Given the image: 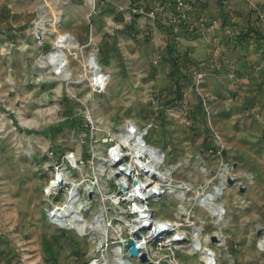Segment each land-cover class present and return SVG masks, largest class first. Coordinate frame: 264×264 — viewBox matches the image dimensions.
Segmentation results:
<instances>
[{"label": "rangeland", "instance_id": "374dc122", "mask_svg": "<svg viewBox=\"0 0 264 264\" xmlns=\"http://www.w3.org/2000/svg\"><path fill=\"white\" fill-rule=\"evenodd\" d=\"M190 1L191 12L215 1L221 16L243 23L231 31L235 44L264 40V0ZM133 4L155 10L162 31L193 32L191 12L187 29L166 0H0V264H88L93 257L114 264V246L131 264L146 263L120 243L133 216L118 214L126 204H114L118 185L105 162L126 122L146 132L172 180L170 190L148 200L149 209L186 237L173 246L155 242L154 257L199 264V251H186L197 241L218 264H264V96L244 94L230 71H181L186 59L156 53L149 25L137 23L148 15L125 10ZM61 33L76 44L63 49L69 80L42 63ZM96 66L103 85L92 78ZM63 168L79 183L82 203L88 200L85 235L52 223L64 196L51 197L45 187ZM219 183L218 216L198 199ZM66 186L62 193L71 190Z\"/></svg>", "mask_w": 264, "mask_h": 264}, {"label": "bare ground", "instance_id": "6f19581e", "mask_svg": "<svg viewBox=\"0 0 264 264\" xmlns=\"http://www.w3.org/2000/svg\"><path fill=\"white\" fill-rule=\"evenodd\" d=\"M39 28L41 32L38 31ZM35 31H36V34L39 35V38H41L42 33L45 31V29L40 23V21L37 23ZM69 42H70V39H61V37L54 39L53 50L49 52L46 55L45 59H43L42 61L43 64H46L48 61L49 63H52L54 70L58 72V74L63 72L62 79H66V80L70 79L71 74L69 70H66V71L64 70L66 59H65L64 54L61 51H62L63 46L69 45ZM73 44H72V47L73 48L76 47V44L74 42ZM92 73H93L92 78L96 79L100 85L105 84L104 80H106V76L99 70L98 66H96L93 69ZM60 76H62V74H60ZM132 126L135 127L134 131H131ZM145 135H146V132L144 130L142 131L139 127L135 126L134 124L130 122H126V124L123 125L121 129H119V132L117 134L118 142L121 143L119 145H123V147L125 148V153L119 152L118 148H120L121 146L117 147L114 145L111 148L108 147L109 148L107 151L108 157L105 162L107 164L109 162L111 173L113 174L119 173L118 177H116L115 175L114 176H115L116 184L118 185V189L120 191L122 190L121 196H124L128 198L129 200L133 198V200L136 202V205L139 207V209L137 210V212H139V215H134V217L136 219H138L139 217H142V218L138 220L139 222H135L136 220L134 219V222L130 224L127 223V227L129 228L131 233L137 234V237L139 238V239H136V244L139 246L138 250L141 251L144 249L145 251H148L149 253L150 251H152L151 250L152 244L151 245L149 244V242L151 241L148 240V238L151 239V237L154 236L155 234L157 235L160 234L158 233L159 231H161V235H162V237L160 238L165 240L167 243H174V242L179 241V239L177 238L179 237V234L175 232L174 231L175 228H171L172 226H169L170 224L163 218L154 216L151 218V220L149 219L146 220L145 218L146 212L142 210L144 207L143 198L145 197L144 196L145 193L150 192V191L152 192L153 190L156 191L158 189V185H159V182L161 181L160 180L161 178H159L158 180L156 179V180L150 181V183L154 182V184L147 185L146 181H142L141 179L139 180L138 175L141 174V175H144L146 178L148 177L150 178V175L145 174L144 170L146 169V167L151 168L153 171L156 170V167H158L159 164L160 165L162 164V157H163V154L161 153L159 149L147 144L144 141ZM119 157L120 158L125 157V158H128V160L125 159L123 162V159H122L121 161L123 162V164L120 166L119 164L112 165L111 161L117 160ZM174 167L175 165L172 166V168ZM161 173L165 181H167L168 183L170 182L172 183L171 178H169V175L166 174L165 170L161 171ZM126 175H128L129 178L133 176L134 179H136L135 181L136 184L133 185V182H131L130 185H128L127 183H129L128 182L129 179L126 178ZM139 181L140 183H142L141 185L142 190L138 191L137 188H135V186H139ZM221 182L222 181H220V183ZM66 184L71 186L70 187L71 190H69L68 192L62 193ZM124 184L127 185L128 188L129 187L130 188L125 189ZM221 186L222 184H220L219 186L217 185L212 191L206 192L202 196L203 199L205 198L206 200L207 199L210 200L212 204L214 205L212 208L209 209L213 213L218 212L219 214L222 212V208H220L222 204L218 200L219 197H217V194L222 188ZM188 187H190V185H188ZM78 188H80L79 183L76 184L71 176L70 171L63 168V169L57 170L55 173L51 175L45 187V192L47 195L49 196L51 195V197L57 196L59 194H62L64 196L63 198V201L65 203L64 207L62 205L58 207L60 209L54 208L51 210L52 223L57 224L61 226L62 228H66L67 230H71V229L76 230L78 231L79 234L85 235L86 230L89 229L91 226L86 221L83 215V212H86V211L88 212L89 205H88V200H83L85 205L82 203V197L80 193L78 192ZM86 189L89 191V193H92L93 191L92 190L93 187L91 186H88ZM104 197L105 195L102 198ZM118 200H119V197H118ZM207 204L211 205V203H207ZM130 208H131V205H130ZM166 225H168L167 229L164 228V226ZM137 227H142L143 232L141 235L138 233V230H137L140 228H137ZM100 234H101V231H100ZM196 240H197L196 235H193L192 241H196ZM196 242L195 244L198 245L199 243H196ZM207 242H208V239L205 240V243ZM262 242L264 243V239ZM192 246H193V243H192ZM188 248L186 251L189 252L190 255H195L196 251H199L196 257L199 263L202 262L205 264H213L206 251L207 246L205 247L203 246L200 249H194V248H191V246L190 247L188 246ZM113 252H114L113 260L115 264V260H118L121 257L120 256L121 253L119 252V246H114ZM103 264H105V262Z\"/></svg>", "mask_w": 264, "mask_h": 264}, {"label": "crops", "instance_id": "0c3cea01", "mask_svg": "<svg viewBox=\"0 0 264 264\" xmlns=\"http://www.w3.org/2000/svg\"><path fill=\"white\" fill-rule=\"evenodd\" d=\"M213 2L215 1L209 2L205 7L195 8L191 12L192 34L178 32L175 26L172 35L166 30L162 31L161 28L156 27L155 17L150 19L148 16L147 19L140 16L137 23L149 25L144 31L148 37H151V46L156 48V53H166L169 59H173L174 54H182L186 62L181 71L198 72L202 67L208 66L213 70L221 69L225 73L230 71L231 78H238L243 83L240 86H243L244 94L249 96L256 89L260 97L264 96V40L260 41L259 45H253V40L248 41V39L238 45L235 44L231 40V31L237 26L242 27L243 23H238L236 20L233 23L231 18L221 16V10L218 7L215 9ZM58 36L61 39H70L69 45L62 47V53H64L63 49L73 48L74 41L67 33Z\"/></svg>", "mask_w": 264, "mask_h": 264}, {"label": "built area", "instance_id": "2783aa9c", "mask_svg": "<svg viewBox=\"0 0 264 264\" xmlns=\"http://www.w3.org/2000/svg\"><path fill=\"white\" fill-rule=\"evenodd\" d=\"M166 2L172 4V6L176 9L177 18L180 19V21L182 20V22H183L182 24L185 25L187 27V29H188V26H190V25H189V18H187V16H189L190 12L193 10V3H194V1H190V0H166ZM143 8H144L143 5L133 4L131 6L130 5H127L125 7V10L128 12L129 15H131V16L134 17L136 15H145L146 12L144 11ZM146 15L153 16L154 17L155 16V10L152 11L151 13H148L147 12ZM183 20H185V21H183ZM177 22H179V20H177ZM174 24H176V23H174ZM179 26H181V25H179ZM134 130H135V127L132 126L131 131H134ZM119 144H121V143L120 142H117L115 144V146H117V147L118 146H121L120 148H118L119 149V152L120 153H123V152L125 153V148L123 147V145H119ZM125 157H127V156H125ZM125 157L124 158H122V157L120 158L119 157L117 160H114V161L112 160L111 161L112 165H116V164H119V166L122 165L123 162H124V160H125ZM122 159H123V162L121 161ZM144 171H145V174L150 175V178L149 177L146 178L144 175H141V174L138 175L139 176L138 178H139V180L141 179L142 181H146L147 185L154 184V182L150 183V181H153V180H156V179L158 180L159 178H161L160 179L161 181L159 182V185H158V189L156 191L153 190L152 192L150 191V192L145 193V195H144L145 197L143 198L144 207H143L142 210L146 212V217H145L146 220H148V219L151 220V218L154 217V215L152 214V211L149 209L148 200L149 199H157V198L161 197L168 190H170V188L167 187V186L168 185H172V184H171V182L168 183L167 181H165V179L163 178V175L160 173L161 169H159V166L156 167V170H154V171L151 168H149V167H146V169ZM111 175L113 177V174H111ZM126 178L129 179L128 180L129 183H127L128 185H130L131 182H133V185L136 184L135 183L136 179H134L133 176H131V178H129L128 175H126ZM141 185H142V183H140V181H139V186H135V188H137L138 191L139 190H142ZM115 186H116V184H115ZM124 188L125 189H129L130 187L128 188V186L124 184ZM201 190L203 192L205 189L202 188ZM220 193H221V190L219 191V196H220ZM121 194H122V190L120 191L117 188V192L113 195V196L116 195V196L119 197V200L117 201V203L114 202V204H117L118 205V204H120L122 202H125V204H126V207L125 208H122L121 206H119L120 211L118 212V214L125 215V216L126 215L127 216L128 215L133 216L132 221L131 220L130 221H125L128 224L134 222V219L136 220L135 222H139L138 220H140V218H142V217H139L138 219H136L134 217V215H139V212H137V210L139 209V207L136 205V202L133 200V198L129 200L128 198H126L124 196H121ZM198 200H199L198 202H199L200 205H206L207 203H210L211 202L208 199L207 200L206 199H201V200L198 199ZM130 205H131V208H130ZM211 205H213V204H211ZM215 215H218V212ZM126 228H127V226H126ZM137 228H140V229H137V230H138V233L141 235L142 232H143L142 227H137ZM164 228L167 229L168 228V225L164 226ZM128 232L129 233H128L127 238L124 239V240H121L120 243L126 245V243L128 241H132L134 243V245L137 247V251H138L137 252V255L141 256L142 254H146V256H147V254H148V258H146L147 261H146L145 264H149V263H151V264H171V260L170 259H169V261H170L169 262V261H165L163 259L155 258L154 257V254L152 253V251H150L149 253H148V251H145L144 249L141 250V251H139L138 250V246L136 244V239H139L137 237V234L131 233L130 230H128ZM158 233H160V234H158V235L155 234L154 236L151 237V239L148 238V240L151 241V242H149L150 245L151 244L153 245L155 242L156 243L162 242V244L169 245V246H173L172 243H167L165 240H163L162 238H160V237H162L161 231H159ZM140 235H139V237H140ZM177 238L179 239V241L174 242V244H176V243H184L185 242V239H186L185 236H182L180 234H179V237H177ZM202 247L203 246H201L200 244H198V245H196L195 243L193 244V248L194 249H200ZM151 250H152V248H151ZM210 250H209V247L206 248V251H207V253H208V255H209L212 263L213 264H218L217 263V259H216L215 252L212 251V250L210 251ZM119 252L121 253V248L120 247H119ZM120 256H121L120 259L115 260V264H131L130 262H128L126 259L123 258L122 254ZM167 258H168V256H167ZM103 263H104V259L102 257H93V258H91L88 261V264H103ZM199 264H205V263L200 262Z\"/></svg>", "mask_w": 264, "mask_h": 264}, {"label": "water", "instance_id": "95a60500", "mask_svg": "<svg viewBox=\"0 0 264 264\" xmlns=\"http://www.w3.org/2000/svg\"><path fill=\"white\" fill-rule=\"evenodd\" d=\"M115 176L118 177L119 176V173H115ZM212 240H215L214 237H212ZM138 246V245H137ZM125 247L128 249L130 255L136 257L137 256V247L134 245V243L132 241H128L125 245ZM139 247V246H138ZM140 260L141 261H146V255L145 254H142L140 256Z\"/></svg>", "mask_w": 264, "mask_h": 264}]
</instances>
